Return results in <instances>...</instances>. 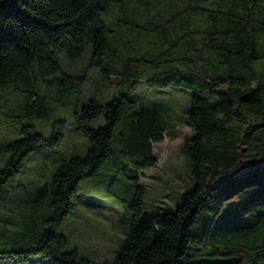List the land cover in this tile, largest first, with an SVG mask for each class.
<instances>
[{
  "label": "trees",
  "instance_id": "16d2710c",
  "mask_svg": "<svg viewBox=\"0 0 264 264\" xmlns=\"http://www.w3.org/2000/svg\"><path fill=\"white\" fill-rule=\"evenodd\" d=\"M129 2L0 0L1 106L5 94L16 93L25 99L27 114H34L47 97L44 86L76 89L87 75L64 73L61 54L77 61L89 44L91 65L109 87L120 89L107 103L91 99L76 111V130L91 145L88 155L62 160L38 189L16 247L0 251V258L98 264L55 229L71 214L83 181L97 176L108 160L121 155L142 175L158 163L155 144L169 131V112L164 116L161 104L142 105L136 95L144 68L165 67V76L148 80L151 87L192 90L185 113L194 134L186 138L185 151L194 186L176 210L142 219L147 188L139 173H126L134 180L129 231L112 264H264V0H190L149 29L129 17ZM114 3L123 17L111 29L104 14ZM193 21L200 25L191 28ZM121 30L123 37L112 36ZM135 30L156 31L165 46L151 59L133 56L122 44L130 43ZM100 118L103 126H91ZM63 127L58 123L47 137L25 126L21 138L0 146L10 155L0 170V191L23 171L31 154L61 145ZM43 210L50 217L39 228L36 217Z\"/></svg>",
  "mask_w": 264,
  "mask_h": 264
},
{
  "label": "rangeland",
  "instance_id": "374dc122",
  "mask_svg": "<svg viewBox=\"0 0 264 264\" xmlns=\"http://www.w3.org/2000/svg\"><path fill=\"white\" fill-rule=\"evenodd\" d=\"M189 2L190 0H130L129 17L148 28L153 24H163ZM112 9L111 13L104 14V21L108 28L115 29L117 19H122L123 14L119 3H114ZM199 23L200 21H193L191 28H196ZM122 33V30L117 31L112 36L121 38ZM131 33L130 43L127 44V40L122 38L126 42L122 47L125 50L129 46L135 57L151 59L165 46L161 44L156 31L148 33L146 30H135ZM92 50V46L87 45L83 57L77 61L61 54L64 73L72 77L87 75L88 80L69 91L60 90L57 86H44L47 97L39 104V111L34 114H27L24 108L25 99L16 93L5 94L2 106L0 103V146L21 138L25 126H33L36 132L51 137L58 123H64V140L61 145L43 148L31 154L23 171L11 178L4 190L0 191V251H10L16 247L17 238L27 229L38 189L50 178L62 160L71 155L83 158L88 155L91 145L89 139L76 130V111L91 99L105 104L120 91L116 86L109 87L101 70L91 65ZM157 76H165V67L158 70L144 68L136 100L148 107L161 104L164 116L169 112L166 124L170 127L169 131L166 132L163 142L155 144L158 163L144 169L142 175L140 171H136L130 160L121 155L108 160L97 176L83 181L73 198L71 214L55 229V233L68 237L83 256L98 264L114 263L117 252L128 236L127 206L134 191V180L127 178L126 173L129 176L139 173L141 183L147 188L142 219H151L156 214L176 210L183 202L184 193L194 186L193 163L185 151L186 138L194 134L185 113L191 105L192 90L178 86L151 87L148 80ZM103 125L104 118L91 124L96 128ZM123 125L124 123L119 124L117 132ZM117 147L115 142V153ZM9 158L8 153L0 152V170L5 167ZM49 217L50 212L41 211L36 217L38 227L42 228ZM0 264L53 262L38 256L28 263L0 258Z\"/></svg>",
  "mask_w": 264,
  "mask_h": 264
}]
</instances>
